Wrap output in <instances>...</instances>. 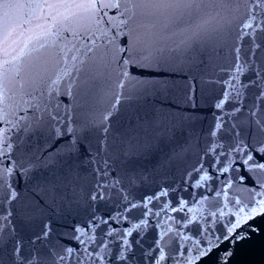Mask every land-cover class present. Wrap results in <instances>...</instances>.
Listing matches in <instances>:
<instances>
[{"label":"snow or ice","instance_id":"6c2138e0","mask_svg":"<svg viewBox=\"0 0 264 264\" xmlns=\"http://www.w3.org/2000/svg\"><path fill=\"white\" fill-rule=\"evenodd\" d=\"M254 238L264 0H0V264H234Z\"/></svg>","mask_w":264,"mask_h":264},{"label":"water","instance_id":"95a60500","mask_svg":"<svg viewBox=\"0 0 264 264\" xmlns=\"http://www.w3.org/2000/svg\"><path fill=\"white\" fill-rule=\"evenodd\" d=\"M109 103H115L111 95H102L99 100L100 107H106ZM234 264H264V240L254 238L252 241L241 245Z\"/></svg>","mask_w":264,"mask_h":264}]
</instances>
